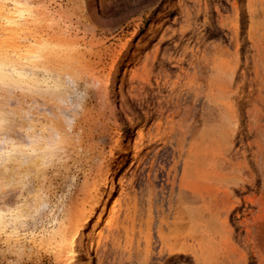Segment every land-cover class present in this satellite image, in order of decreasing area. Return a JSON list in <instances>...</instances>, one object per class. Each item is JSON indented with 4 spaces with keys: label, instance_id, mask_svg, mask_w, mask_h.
Here are the masks:
<instances>
[{
    "label": "rangeland",
    "instance_id": "obj_1",
    "mask_svg": "<svg viewBox=\"0 0 264 264\" xmlns=\"http://www.w3.org/2000/svg\"><path fill=\"white\" fill-rule=\"evenodd\" d=\"M26 1L38 13L35 19L42 20L50 45L56 47L48 53L47 72L44 67L37 70L49 92L0 86L1 107L11 113L2 134L27 143L33 133L40 138L53 136L54 131L58 141L46 149L42 174L24 166L28 175H23L24 186L12 183L0 190V207L11 211L0 227V264H60L53 237L76 203L78 210L83 208L97 166L111 157V148L124 132L130 134L132 149L120 176H115L94 264H264V0H172L173 8H168V0H100L101 12L89 8V0ZM16 2L0 0V5L15 9ZM180 11L187 14L180 16ZM158 16L161 23L154 30L151 24ZM23 29L27 41L31 28ZM51 36L71 42L75 52L70 53V45L53 46ZM142 36L152 41L131 65L128 81L139 77L142 68L148 69L153 55L161 60L164 48H181L165 56L162 73L157 68L151 74V89L165 79L167 86L159 95L154 91L157 98L142 106V114L154 110L156 102L166 103L172 93L185 101L182 111H173L176 115L166 112L169 121L174 120L164 129L173 126L177 135L192 131L186 135L182 155L176 152V160L180 158L172 175L174 186L164 183L165 177L154 182L158 188L166 184L163 202L147 197L149 165L143 163L144 154L148 146L163 149L164 158L172 150L161 142L149 145L146 139L135 160L138 129L120 130L113 107L103 99L112 68ZM62 69L71 75L58 73ZM119 69L122 75L124 65ZM148 74L149 70L135 87L150 89ZM156 122L146 131L154 133ZM168 162V168L174 165L173 159ZM117 197L115 213L108 220ZM75 260L68 264L85 262L80 249Z\"/></svg>",
    "mask_w": 264,
    "mask_h": 264
},
{
    "label": "bare ground",
    "instance_id": "obj_2",
    "mask_svg": "<svg viewBox=\"0 0 264 264\" xmlns=\"http://www.w3.org/2000/svg\"><path fill=\"white\" fill-rule=\"evenodd\" d=\"M16 1L17 2L13 4L14 6L12 5L13 7H15V9H10L11 6H7L6 4L0 5L1 17L3 19L2 21L3 23L0 24V86H2L4 89H6V87L8 86H16L21 89L30 88L31 92L32 93L34 92L36 94L37 93L41 94L42 90H46L44 91V93H48L49 87L43 86L44 82L40 80V75L37 73V70H39L40 67H44V71L47 72V69L45 68V64L47 63L46 61L49 60L50 58L48 53H54V51L51 50V48H56V47H52L50 45L48 41V35H45L44 31L42 30L43 28L41 29V26H43L42 20L35 19L38 13H36V11L31 8V6L28 4V1L26 0L25 1L16 0ZM89 2H90L89 8L92 7L93 11L95 10L99 11V9L101 8L100 2H99V5H97L96 0H89ZM167 3L169 5L168 8L170 7L173 8L172 0H168ZM101 11L102 10H100L99 12ZM170 11L171 10L169 9L168 13ZM183 13L184 12L180 11L178 15L181 16L183 15ZM185 14L187 13H184V15ZM44 17L45 16L42 15L41 18L43 19ZM28 19H31L30 20L31 22ZM160 19H161L160 16L155 18V20L152 21L151 28L153 29L156 28L158 26V23H161ZM26 26H29L31 28V31H30L31 38H29V40L27 41H25L23 38L24 36L23 28ZM160 28H158L156 31H154L155 30L154 29L153 30L154 32L152 33L151 36L154 37L155 34H157V32L160 31ZM204 38L205 36L202 35L199 41L202 43L204 41ZM50 39H51V43L53 42V46H56L57 42L60 43V46L70 45L69 46V48L71 49L70 53L75 52L73 50L75 49V46L72 45L71 42L64 41L61 38L59 39L55 38L54 36H51ZM151 41H152V38H149L148 36L139 37L136 44L132 46L133 48L131 47L121 58H119L118 64L115 65L111 71V75L113 77L111 76V78H109L110 87L104 88L105 96L103 97V99L106 100L105 103L113 107L112 108L113 117L115 121L118 123V127L120 128V130H123L124 132L126 128L128 127L131 128L132 130L138 129L137 138L135 140L136 142H135V145L133 146L135 160H137L139 157L136 151L140 149L141 143L146 139L149 145L152 142H155V143L161 142V144H163L164 146V149L172 150L171 151L172 153L169 154L166 158H164L165 155L161 156V152L163 149L160 150L159 147L152 148V146H148L147 152L144 154L145 161H143V163L145 162L144 164L149 165V169H148L149 171L147 175L148 178L146 180L147 185H148L147 197L153 198L155 202H157V201H160V199L162 198V195H164V191H165L164 186L168 184L169 182H171L172 186H174L175 184L174 180H172V175L173 173H176L177 160L180 158V157H177L178 159L176 160V152L178 153L177 155L179 156L182 155V152L186 148V145H185V142L187 140L186 135L188 133L190 134L192 131L191 130L184 131L180 133L179 135H177V132L173 126L171 127L168 126L170 127L168 131H166V128L164 129V126L168 125V122L172 123V121L174 120L172 118L171 121H169L170 116L166 117L165 116L166 112L169 111V112H172V115H176L177 113L173 112L175 108L178 111L183 110L182 101L184 100V98L181 99L180 96L173 97L172 93L167 97L166 103L160 104V102H156L157 106H155L154 110H149L148 112H146L144 109V111L147 114H142V110H141L142 106L144 107L147 103L153 100V98H157V95L154 93V91L157 90L158 95H159L163 92V90L166 89V86H167L166 84L167 80L165 78H168V75L165 76L164 83L161 84V82L159 81L156 83L157 88L151 89L152 87V85L150 84L151 74H153L157 68H160L162 70V71L160 70L161 71L160 73L164 71V68L167 65L166 63L168 60L165 56H167V54L170 53L171 49L175 51L178 49H181L180 45L173 46L174 49L173 47L171 49L167 47L164 48L165 50L162 53L161 60H159L158 55H155V56L153 55L152 59L148 58L151 60V62L149 61L150 63H148L147 61L148 65H146V68L148 69L145 70L144 68H142L141 75L139 77H136V75H134L130 78V81H128L126 76L128 74V71L131 65H135V63L139 61V59H141L140 56L142 54L141 53L142 50ZM187 50L188 48L186 47L183 53H187ZM68 59H70V56L66 57L67 61ZM63 62L65 61L62 60L61 63ZM61 63H59L57 66L59 67ZM156 63L158 64L157 66H156ZM122 64L124 65V72L121 75L119 67ZM65 68H66V65H65ZM148 70H149V74L146 80L148 81V84L150 86L148 88L150 89H146L144 87L140 89L142 90V93H139L140 87L138 86L135 87V85L138 84L137 82L144 80L143 74H146ZM58 73L62 75H66V76L71 75L69 72H66L63 69H62V72H58ZM160 73L158 74V80H160L159 78ZM119 75H121V78ZM60 80H61V77H60ZM64 85L62 87H64ZM58 87L60 88V86ZM67 87L69 88V86ZM65 88H66V85H65ZM108 88H110V91L108 90ZM133 90L134 92L136 90L137 91L139 90V91L133 93ZM6 92L8 96L12 95V93L10 92V89H7ZM141 95L143 96V99H141ZM1 99H2V96L0 95V190L2 189L4 190V187L12 183L16 184L15 186L22 184L24 180V179L22 180L23 175L24 176L26 175L25 170L23 168L24 166H26L27 168L25 169L31 171V173L34 172L36 174H39L38 172L40 171V168L44 166L43 164H44V161H46L45 159H48L45 157L47 156L46 149L48 147L50 148V145L56 143L55 139L57 138L58 135H55L57 134L56 132L51 131V133L52 132L54 133L53 136L43 137V135H41L40 138H38V137H35L33 133V135L28 136L27 143H21L18 141V139L17 141L19 143H17L15 138L7 134H2V131H4L7 128V124L8 123L10 124L11 113H8L9 111L6 112L4 108L1 107L2 106L1 104H3L1 102ZM57 99L59 100L58 97ZM136 100L140 102L138 103ZM21 115L22 114H20V117ZM165 117H166V121L164 122L163 120L165 119ZM11 119L13 120V118ZM14 119H16V116ZM152 121H157L156 122L157 129H155L157 130V134H154L155 130H154V133H152L150 130L146 131L147 126ZM13 122L16 123L15 121ZM27 123L25 124L27 125ZM20 127L21 126H19V128ZM163 129L165 131H163ZM38 135H40V133ZM129 135H126L124 132L122 139L120 138L115 142L114 146L110 150L111 157L109 159L108 158L104 159L101 162V164L97 166L96 173L94 174L92 182H91L92 184L87 186V189L85 190L86 196L83 199L84 201L82 204L83 208L81 210H78V203H76V206H74L69 211V214H68L69 216L67 217L65 221H63V224L60 225L57 233L54 235L53 237L54 241L52 245L54 248L55 259L60 264H68V263L74 262V260L78 257L79 249H80V252L82 253V256L85 262H82L83 260L80 262L79 260V262L75 264H94V261H95L94 260V250L96 248V245H98L102 237V231L100 229L103 225L102 221L105 219V218L103 219V215L105 213L107 203L110 197L114 193V189L116 185L115 176L116 175L120 176V174L118 173L126 164L127 159L132 149V141ZM57 141H58V138H57ZM190 146H193V143H190L189 147ZM8 152L10 154H8V157H7L6 153ZM4 153H5V157L2 156V154ZM170 158L173 159L174 165L172 164L173 163L172 162L171 164L173 166L168 168L171 162V161L168 162ZM6 163H10L12 166L9 167L6 165ZM133 164L134 162L132 161L130 166H132ZM127 170L128 169L125 170V172L119 179V182L122 181L123 179L122 177L124 178L126 177ZM31 173L29 174L31 175ZM26 176L28 177V175ZM160 178L166 179L164 182L166 184L165 185L162 184L161 186H159V188L161 187V189H159L158 186H155V183H154L156 179H160ZM20 186H17V188ZM173 192L174 190L171 191V193ZM3 193H6V192H3ZM162 200L164 201V199H161V201ZM117 202H119L118 197L115 198L112 202L111 210L109 214L107 215L108 220H110V218L113 217L115 210H116ZM2 208L3 207H0V227H3L7 223L6 213L10 211L9 207L8 209H6L5 207L6 210ZM26 211L29 212L30 210H26ZM8 221L10 220L8 219ZM96 264L98 263L96 262Z\"/></svg>",
    "mask_w": 264,
    "mask_h": 264
},
{
    "label": "snow or ice",
    "instance_id": "obj_3",
    "mask_svg": "<svg viewBox=\"0 0 264 264\" xmlns=\"http://www.w3.org/2000/svg\"><path fill=\"white\" fill-rule=\"evenodd\" d=\"M96 2H97V5H99L100 0H96Z\"/></svg>",
    "mask_w": 264,
    "mask_h": 264
}]
</instances>
